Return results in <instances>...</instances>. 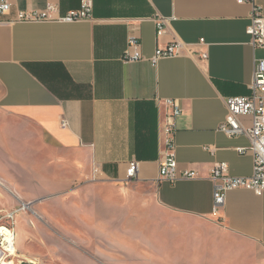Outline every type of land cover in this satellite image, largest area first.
<instances>
[{
    "label": "crops",
    "instance_id": "crops-1",
    "mask_svg": "<svg viewBox=\"0 0 264 264\" xmlns=\"http://www.w3.org/2000/svg\"><path fill=\"white\" fill-rule=\"evenodd\" d=\"M9 1L12 11L0 13V172L17 162L40 166V157L51 155L62 170L38 171L34 178L68 190L79 179L95 178L99 167L100 181L88 186L115 188L137 160L139 175L131 182L137 198L151 200L159 212L154 247L168 251V264H264V193L230 190L215 215L211 179L219 162L228 163L234 176L254 172V154L239 151L251 145L250 138L220 130L228 114L226 99L250 94L257 60L264 58V47L247 31L253 5L237 0ZM85 1L93 3L85 19L13 20L19 10L51 4L65 15ZM255 2L264 13V0ZM130 37L141 44L143 59L123 60ZM175 41L188 51L153 65L156 49ZM169 99L182 109L175 118L179 169L197 173L175 181L158 179L164 127L173 110ZM14 188L29 194L21 180ZM16 209L0 190V215ZM215 235L239 238L251 248L234 251Z\"/></svg>",
    "mask_w": 264,
    "mask_h": 264
},
{
    "label": "rangeland",
    "instance_id": "rangeland-1",
    "mask_svg": "<svg viewBox=\"0 0 264 264\" xmlns=\"http://www.w3.org/2000/svg\"><path fill=\"white\" fill-rule=\"evenodd\" d=\"M36 158H42L40 166L34 161L26 165L17 162L10 165L8 172H0V190L17 205L10 212L13 218L10 213L0 215V226L14 232L17 255L4 253L8 263L168 264V251L159 252L154 247L159 236L154 241L152 229L161 227V222L154 219L159 212L151 200L137 198L131 181L125 180L121 187L93 189L89 182L100 181V176H89L88 181L79 179L68 190H58L48 185V179L34 178L40 175L38 171L47 175L62 170L55 165L57 157ZM62 172L72 175L71 171ZM17 180L25 184L29 194L22 196L16 191ZM215 238L225 239L234 251L251 248L239 238ZM2 242L0 238V250L4 251Z\"/></svg>",
    "mask_w": 264,
    "mask_h": 264
},
{
    "label": "built area",
    "instance_id": "built-area-1",
    "mask_svg": "<svg viewBox=\"0 0 264 264\" xmlns=\"http://www.w3.org/2000/svg\"><path fill=\"white\" fill-rule=\"evenodd\" d=\"M239 3H251L253 11L251 24L247 31L252 36L254 44L264 47V13L262 7L255 0H237ZM92 1H85L83 7L73 10L65 15H59L55 5H49L43 10H19L14 16V21H46L62 20L75 21L91 17ZM13 5L9 0H0V13L8 14L12 11ZM162 29V21L159 22ZM188 50L181 42L175 41L166 47H159L150 58L153 65H157L162 58H169L182 55ZM141 44L136 37H130L128 47L123 55L125 62L143 59ZM200 57L207 59L206 52L200 53ZM250 94L242 96H231L226 99L228 114L225 121L220 125V130L230 136L247 135L251 140L248 147H240L241 153L252 152L254 154V172L251 176H234L229 172L226 162L216 163L211 172V179L215 183L214 214L216 215L227 198V193L233 189H250L261 195L264 193V58L257 60L255 75L250 85ZM167 103L173 106L169 120L165 124V155L161 160L159 180L175 181L181 177H194L197 175L194 170L179 169L175 150V118L182 113L181 105L176 100H168ZM250 117V123L243 119ZM67 125V121H62ZM139 162L133 160L129 163L126 179L132 181L139 175ZM101 171L95 167V175L99 176ZM9 217L13 218L14 213ZM3 226H0L2 228ZM9 228V227H8ZM11 229V228H10ZM14 233V232H13ZM3 247V246H2ZM10 256V251H5Z\"/></svg>",
    "mask_w": 264,
    "mask_h": 264
},
{
    "label": "bare ground",
    "instance_id": "bare-ground-1",
    "mask_svg": "<svg viewBox=\"0 0 264 264\" xmlns=\"http://www.w3.org/2000/svg\"><path fill=\"white\" fill-rule=\"evenodd\" d=\"M23 207H27L26 205ZM0 238L2 239V248L4 251L0 250V264H13V261L8 263L5 260V251H10V254L16 256L17 252L15 250V242H14V233L7 226H3L0 228Z\"/></svg>",
    "mask_w": 264,
    "mask_h": 264
},
{
    "label": "water",
    "instance_id": "water-1",
    "mask_svg": "<svg viewBox=\"0 0 264 264\" xmlns=\"http://www.w3.org/2000/svg\"><path fill=\"white\" fill-rule=\"evenodd\" d=\"M28 264H34V263H28Z\"/></svg>",
    "mask_w": 264,
    "mask_h": 264
}]
</instances>
